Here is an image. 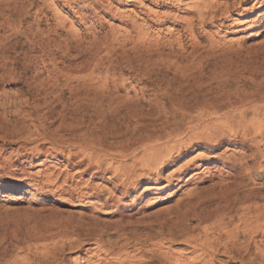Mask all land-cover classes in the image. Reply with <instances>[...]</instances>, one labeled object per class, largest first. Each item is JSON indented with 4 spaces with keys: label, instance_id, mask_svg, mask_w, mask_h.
Returning a JSON list of instances; mask_svg holds the SVG:
<instances>
[{
    "label": "rangeland",
    "instance_id": "obj_1",
    "mask_svg": "<svg viewBox=\"0 0 264 264\" xmlns=\"http://www.w3.org/2000/svg\"><path fill=\"white\" fill-rule=\"evenodd\" d=\"M229 95L264 0H0V264H264V102L193 123Z\"/></svg>",
    "mask_w": 264,
    "mask_h": 264
},
{
    "label": "bare ground",
    "instance_id": "obj_2",
    "mask_svg": "<svg viewBox=\"0 0 264 264\" xmlns=\"http://www.w3.org/2000/svg\"><path fill=\"white\" fill-rule=\"evenodd\" d=\"M227 1V0H226ZM231 1V0H230ZM214 3H211V4H204L203 3V5H205L204 6V11L205 12H208V11H213V13H216L217 12V7L218 6H221L222 4H220V2H219V4H217V3H215L216 1H213ZM247 2V0H233V4L235 5V6H239L240 8H241V6L243 5V4H245ZM231 5V4H230ZM225 6V5H224ZM234 7V6H233ZM220 8V7H219ZM218 8V9H219ZM232 8V7H231ZM225 9H226V7H225ZM236 9V8H235ZM228 11V10H227ZM201 12V11H200ZM221 12H222V10H221ZM230 12H232V11H230ZM220 13V12H219ZM223 13V12H222ZM228 13H229V11H228ZM224 14V13H223ZM225 14H226V16H227V12H225ZM200 16H202L203 15V17H205L204 16V13H200L199 14ZM200 16H198L199 18H200ZM208 16V15H207ZM216 16H217V14H216ZM222 16V15H221ZM198 18V19H199ZM208 18V17H207ZM222 18V17H221ZM204 20V19H203ZM202 21V20H201ZM205 21V20H204ZM203 21V22H204ZM210 21H211V19H210ZM209 21V19H208V21L207 22H210ZM205 23V22H204ZM203 23V24H204ZM214 25V24H213ZM136 44H137V42H136ZM135 44V45H136ZM137 46V45H136ZM264 101L262 100H259V99H257V98H252V99H243V98H238V97H233V96H222V97H219V99H217V100H215V101H211L210 103L208 102V104H206L205 106H206V108H208V110H210L211 112H212V114H211V116L210 117H206L205 115V117L206 118H208V119H204V118H201L202 116H200V117H198V116H196V117H198V118H194L193 120H194V122L193 123H196V125H207L208 123H214V117L217 115V114H219V113H221V112H224V113H226V114H234V116L233 115H231V116H229V115H227V117H226V119L228 118V120H234V117L236 116L235 115V112H241V115H242V117H243V115H244V112L243 111H241V109H246V110H252V111H256L257 110V108H258V106L260 105V104H262ZM207 111V110H206ZM209 112V111H208ZM224 113H223V115H224ZM214 114V117L212 116ZM222 114V113H221ZM225 114V115H226ZM220 116V115H219ZM229 117L231 118V119H229ZM232 117H233V119H232ZM239 117V119H241V117L240 116H238ZM216 118H218L217 116H216ZM236 119H237V117H236ZM235 119V120H236ZM242 120V119H241ZM240 120V121H241ZM243 120H244V118H243ZM242 120V121H243ZM227 121V120H226ZM217 123V122H216ZM227 123H228V121H227ZM229 123H230V121H229ZM239 123H241V122H239ZM242 124H243V122H242ZM245 124V123H244ZM243 124V125H244ZM213 125V124H212ZM210 126V125H209ZM170 138V137H169ZM210 139V138H209ZM165 140V139H164ZM208 142H209V140H208ZM218 142H219V140H218ZM175 143H177V141H175ZM215 143V142H214ZM180 144H181V142H180ZM213 144V143H212ZM80 145V144H79ZM158 145H160V144H158ZM86 147V146H85ZM155 147V146H154ZM160 146H158V148H159ZM91 148V147H90ZM89 148V149H90ZM100 148V147H99ZM88 149V150H89ZM152 149V148H151ZM157 150H162L161 148L160 149H157ZM167 150V149H166ZM150 152V151H149ZM155 152V151H154ZM160 152V151H159ZM166 152H168V150L166 151ZM162 156V155H161ZM171 154H170V156H168V158H171ZM167 160V159H166ZM165 163L164 162H162L161 163V167L164 165ZM98 174V173H97ZM51 176V175H50ZM57 177H59V175L57 176ZM108 201V200H107ZM109 201H110V199H109ZM259 211V210H258ZM263 212V211H262ZM262 215H263V213H261ZM218 215V214H217ZM257 215V214H256ZM259 216H261V215H259ZM258 216V217H259ZM218 217H219V215H218ZM260 218V217H259ZM253 229V228H252Z\"/></svg>",
    "mask_w": 264,
    "mask_h": 264
}]
</instances>
